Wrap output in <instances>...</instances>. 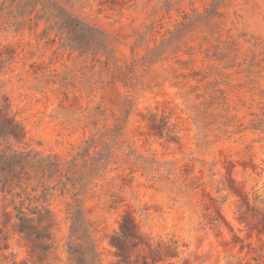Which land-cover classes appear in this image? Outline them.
<instances>
[{"label": "rangeland", "instance_id": "374dc122", "mask_svg": "<svg viewBox=\"0 0 264 264\" xmlns=\"http://www.w3.org/2000/svg\"><path fill=\"white\" fill-rule=\"evenodd\" d=\"M50 2L109 51L69 47L51 9L0 12V149L107 146L78 195L103 264H264V0ZM66 202L46 252L0 191V264L65 262Z\"/></svg>", "mask_w": 264, "mask_h": 264}, {"label": "trees", "instance_id": "16d2710c", "mask_svg": "<svg viewBox=\"0 0 264 264\" xmlns=\"http://www.w3.org/2000/svg\"><path fill=\"white\" fill-rule=\"evenodd\" d=\"M40 3L42 7L38 9ZM15 6L23 16L36 11H44L45 15L51 9L53 19H59V29L71 48L94 49L102 53L109 51L108 37L103 30L68 11L62 12V7L50 0H3L0 2V12L5 9L12 12ZM36 17L42 18L40 14ZM117 131L118 126L115 125L109 132L114 140L119 136ZM97 147L96 140H87L86 145L68 160L27 148L0 149V191L20 199V204L15 206L17 226L21 232L29 228L36 231L41 229L44 233H38L36 237L41 240L42 249L46 252L54 247L52 230L60 225L59 211L54 207V200L69 196L75 198L74 203L66 202L70 234L66 242V261L61 259L59 264H103L91 222L78 198L79 192L102 176L109 163L107 146L103 145L99 151Z\"/></svg>", "mask_w": 264, "mask_h": 264}]
</instances>
